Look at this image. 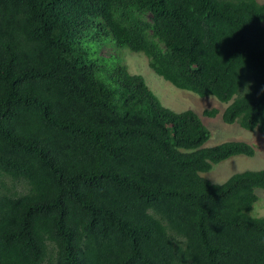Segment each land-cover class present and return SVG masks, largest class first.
Instances as JSON below:
<instances>
[{
    "label": "trees",
    "instance_id": "trees-1",
    "mask_svg": "<svg viewBox=\"0 0 264 264\" xmlns=\"http://www.w3.org/2000/svg\"><path fill=\"white\" fill-rule=\"evenodd\" d=\"M105 47L228 104L264 145L257 0H0V264H264V169L203 176L256 147H208L198 113L100 64Z\"/></svg>",
    "mask_w": 264,
    "mask_h": 264
},
{
    "label": "rangeland",
    "instance_id": "rangeland-1",
    "mask_svg": "<svg viewBox=\"0 0 264 264\" xmlns=\"http://www.w3.org/2000/svg\"><path fill=\"white\" fill-rule=\"evenodd\" d=\"M257 1L264 4V0ZM112 47L103 48L97 57L98 62L100 64L107 63L109 65H127L130 73L142 75L146 79L147 84L159 97L165 107L178 113L188 110H193L198 113L202 117L204 125L212 134V138L207 143L208 147L230 141L246 142L256 147L257 152L255 157H232L216 165L211 172L203 174L204 177L214 184H223L235 174L264 169V145L261 133L259 131H247L238 124H225L222 120V114L228 107V104L222 103L214 96L200 97L195 93L180 90L155 74L150 68L148 58L144 54L133 53L128 49H115ZM106 49L110 51V56L107 59L103 58L107 52L109 53ZM212 109H217L221 113L213 119L203 116L206 110ZM24 188L27 187L22 185V183L17 185L19 191L26 193L27 190ZM257 195L259 201L253 207L250 215L252 217L264 218V191L257 190Z\"/></svg>",
    "mask_w": 264,
    "mask_h": 264
},
{
    "label": "clouds",
    "instance_id": "clouds-1",
    "mask_svg": "<svg viewBox=\"0 0 264 264\" xmlns=\"http://www.w3.org/2000/svg\"><path fill=\"white\" fill-rule=\"evenodd\" d=\"M149 60V59H148ZM128 67V66H127ZM128 70H129V68H128ZM130 72V71H129ZM132 74V73H131ZM133 75H135V74H133ZM241 127V126H240Z\"/></svg>",
    "mask_w": 264,
    "mask_h": 264
}]
</instances>
